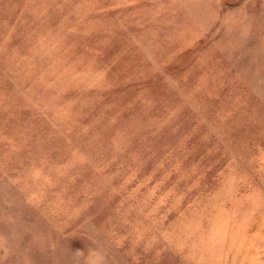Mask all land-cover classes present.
I'll list each match as a JSON object with an SVG mask.
<instances>
[{"label":"rangeland","instance_id":"1","mask_svg":"<svg viewBox=\"0 0 264 264\" xmlns=\"http://www.w3.org/2000/svg\"><path fill=\"white\" fill-rule=\"evenodd\" d=\"M264 264V0H0V264Z\"/></svg>","mask_w":264,"mask_h":264},{"label":"bare ground","instance_id":"2","mask_svg":"<svg viewBox=\"0 0 264 264\" xmlns=\"http://www.w3.org/2000/svg\"><path fill=\"white\" fill-rule=\"evenodd\" d=\"M231 259L234 260L236 264H244L243 261H245L243 257L238 255L232 256ZM255 264H257V261L255 262Z\"/></svg>","mask_w":264,"mask_h":264}]
</instances>
